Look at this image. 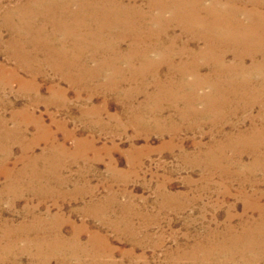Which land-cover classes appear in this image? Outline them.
<instances>
[{
	"label": "bare ground",
	"instance_id": "6f19581e",
	"mask_svg": "<svg viewBox=\"0 0 264 264\" xmlns=\"http://www.w3.org/2000/svg\"><path fill=\"white\" fill-rule=\"evenodd\" d=\"M205 1L207 6L203 4ZM164 13L168 16L163 17ZM3 21L10 33L6 49L15 58L17 67H0L2 83L16 78L21 89L25 83L18 69L35 78L44 73L46 67L59 72L79 90L103 77L104 82L99 80L90 88L106 93L114 91L132 119H140V111L148 103L151 111L148 116L157 126L170 124L173 138L183 128L207 125L211 142L196 143L193 159L209 171L204 177L207 187L213 184V187L222 188L220 193L224 191L230 195L233 194L232 184H237L235 196L242 201L243 212H228L222 225L216 222L214 227H207L200 236L204 238L200 241H207L195 244L192 250L181 251L180 257L184 255L179 263L184 264L183 257L186 259L187 254L194 256L195 253L199 256L191 264H215V256L224 264L264 261V76L256 81L249 79L255 68L264 69V37H261L264 35V0H26L17 9H8ZM31 40L36 42L30 43ZM53 40L60 42L59 47L50 44ZM193 41L197 45L193 46ZM228 54L233 57L232 64L226 58ZM258 56L260 62L255 60ZM204 68L205 73L202 72ZM36 79L29 81L31 89H38ZM187 89H201L202 94L183 92ZM50 91L65 97L62 90L51 87ZM139 95L143 100H138ZM197 104L202 107L194 108ZM255 107L258 108L256 113ZM165 109L171 112L165 115ZM244 112L247 115L243 119ZM39 129L46 139L51 137L46 129L41 126ZM5 135L3 123L0 127V174L8 183L0 184V196L6 191L16 193L14 196L33 191L42 200L52 199V193L58 190L53 191L56 188L47 183V172L39 175L37 166L48 158L55 159L57 151L60 156L65 154V147L52 143L39 155L30 157L29 150L34 153L37 145V141H33L28 147H22L25 154L19 160L21 167L10 168V148H3L1 142ZM29 171L34 176L26 182L14 176L23 177ZM214 175L221 180L212 183ZM56 181L66 184L69 178ZM81 188L77 189L81 193L79 197L86 202L84 195L88 189ZM88 193L92 198L89 202L94 201L95 205L111 204L114 210L110 214L123 215L121 212L126 210L115 193L95 199L93 190ZM160 195L162 201L184 197L181 194ZM232 205L229 207L233 208ZM37 206L26 209L32 223L14 224L3 219L0 250L16 257L21 251L16 242L22 241L26 250H33L30 252L42 255L57 251L67 255L60 258L50 254L45 264H52L53 259L55 264H69L68 258L77 261L79 257L84 260L81 264H117L114 250L101 231L104 226L101 215L90 213L98 220L99 227L91 229L87 223L74 224L67 236L62 229L66 219L53 215L43 224L44 221L37 217L40 214L35 211ZM177 208L184 210L185 203H179ZM107 219L105 221L111 222ZM105 225L106 229L119 234L124 231L116 225ZM84 231L88 233L85 242L81 239ZM135 233L130 232L131 236L126 239L140 244L142 240L135 239ZM99 255H108L110 260L97 259ZM5 263L16 264L17 261L10 259Z\"/></svg>",
	"mask_w": 264,
	"mask_h": 264
},
{
	"label": "rangeland",
	"instance_id": "374dc122",
	"mask_svg": "<svg viewBox=\"0 0 264 264\" xmlns=\"http://www.w3.org/2000/svg\"><path fill=\"white\" fill-rule=\"evenodd\" d=\"M25 1L0 0V39L2 40L0 67L2 65L8 68L17 67L15 58L6 49L5 42L7 43L10 33L8 26L4 24L3 15L8 9H17L18 5ZM203 4L207 6L208 2L205 1ZM162 16L168 15L164 13ZM261 37L263 38L264 35L262 34ZM35 42L30 41V43ZM192 43L193 46L197 45V42ZM50 44L59 47L60 42L53 40ZM149 57L154 58L153 55ZM226 58L230 61L233 57L228 54ZM255 60L260 62L261 58L259 60L258 56ZM229 61L227 63H233ZM257 61L255 63H258ZM18 70L21 77H24L22 79L25 86L21 89L25 91H20L16 78H9L4 84L2 83L4 78L0 76V127L4 123L6 128V135L1 142L3 148L8 147L11 151L8 166L16 169L21 167L19 160L22 154H25L23 148L28 147L33 141H37V145L34 153L29 150L30 157L39 155L42 149H46L52 143L58 146L62 144L66 150L61 156L57 151L54 154L57 155L55 159L45 157L47 161L37 166L39 175L47 172V183L55 187L53 191L58 190V193H52V199L42 200L39 194L33 191H23L17 194L18 196H14L16 193L9 194V191H6L0 196V211L3 213L0 223L4 220L14 224L32 223L33 219L26 215V209L38 205L35 211L40 213L37 215L40 221H44L45 224L53 215L62 216L66 219L62 229L64 234L69 236L74 224L87 223L91 229L99 227L98 220L90 215L93 212L104 219L101 221V224H104L101 231L107 236L114 250L113 255L118 261L117 264H155L156 262L171 264L173 261L178 264L184 255L180 257L181 251L192 250L195 244L207 241H200L201 238L204 239L200 236L204 235L207 227H214L216 222L222 225L224 216L228 212L235 214L243 212V203L235 196L237 184L235 182L232 184L233 194L230 195H226L224 191L220 193L222 188L213 187V184L207 187L204 177L209 171L203 164H197L193 159L196 143L211 142L212 137L207 125L183 128L173 138L170 134L173 131L170 124L157 126L153 118L148 116L151 112L148 110L150 106L148 103H145L146 105L141 109L140 119H132L128 116L130 112L122 101L118 100L114 91L106 93L90 88L99 80L104 82L103 77L95 80L92 86L79 90L59 72L46 67L44 73L35 76L38 89H31L29 81L35 78H31L21 69ZM206 71L205 68L202 70L204 73ZM251 76L249 79L252 81L258 80L264 76V69L261 71L255 68ZM51 87L64 91L65 97L52 94ZM188 90L193 94H202L201 89H187L183 92ZM138 100H143L142 96L139 95ZM201 107V104L194 105L196 109ZM257 109V107L253 109L255 113ZM170 112V109L164 110L165 115ZM246 115L247 113L244 112L241 117ZM173 124L176 127L175 122ZM39 126L46 129L51 137L46 139ZM10 131L11 133L7 134ZM14 176L26 182L33 178L34 173L29 171L24 173L23 177ZM58 178H69V182L59 184L56 181ZM219 180L221 178L214 175L210 181L214 183ZM7 181L8 179L0 174V184ZM82 186L88 189V192L94 191V199L104 197L111 192L115 193L118 202L125 205L126 210L121 212L123 215L110 214L114 209L108 202L100 205L93 204L94 201L89 202L92 198L88 192L84 195L86 202H83L79 197L81 193H78ZM160 193L181 194L184 197L166 198L163 203ZM179 203H185L184 210H178ZM230 204H233V208L229 207ZM47 210L49 216L46 215ZM105 218L111 222L105 221ZM235 220L237 222V219ZM105 224H112L111 227L116 225V228L124 231L119 234L118 231L110 230L108 227L106 229ZM129 231L136 232L133 237L142 242L130 243V240L126 239L131 236ZM87 238L86 231L81 233L83 242ZM16 245L21 249L16 253V257L11 256L4 249L0 250V264H9L5 262L10 259L16 260V264H45L46 256L50 254L60 258L67 256L57 251H47L48 253L42 255L30 252L33 250H26L22 241H17ZM198 256L196 253L194 256L187 254L188 258L183 257L184 264L197 261ZM28 258L32 259V262H29ZM97 259L108 262L110 257L99 255ZM53 260L52 264H55ZM185 260L188 262L186 263ZM67 261L69 264H78V262L81 264L84 260L79 257L77 261L75 258H68ZM213 262L224 264L217 256L213 257ZM256 264H264V261L260 260Z\"/></svg>",
	"mask_w": 264,
	"mask_h": 264
}]
</instances>
